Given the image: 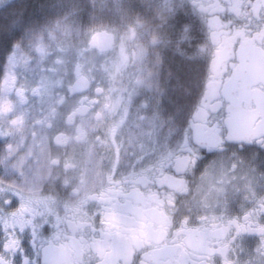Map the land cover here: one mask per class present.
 I'll list each match as a JSON object with an SVG mask.
<instances>
[{
    "label": "flooded vegetation",
    "instance_id": "obj_1",
    "mask_svg": "<svg viewBox=\"0 0 264 264\" xmlns=\"http://www.w3.org/2000/svg\"><path fill=\"white\" fill-rule=\"evenodd\" d=\"M13 1L41 27L0 59V264H264V0H180L188 53Z\"/></svg>",
    "mask_w": 264,
    "mask_h": 264
},
{
    "label": "rangeland",
    "instance_id": "obj_2",
    "mask_svg": "<svg viewBox=\"0 0 264 264\" xmlns=\"http://www.w3.org/2000/svg\"><path fill=\"white\" fill-rule=\"evenodd\" d=\"M71 11L63 20L51 21L47 27L71 29L74 33H82L79 37L91 34L101 28L115 27L125 30L120 36V44L127 37L129 29L136 24H147L153 29H166L173 37L177 49H190L191 37L194 33L193 17L182 1L173 0H68ZM20 6V8H19ZM184 16V18H180ZM139 17L138 19H136ZM151 23V25H149ZM41 27V22L35 26L34 21L26 18L23 5L18 1L0 0V59L14 33L21 28ZM156 30V29H155ZM174 30V31H173ZM127 35V36H126ZM156 41L158 37L155 38ZM157 42L160 43L158 40ZM192 59V56L188 57Z\"/></svg>",
    "mask_w": 264,
    "mask_h": 264
},
{
    "label": "water",
    "instance_id": "obj_3",
    "mask_svg": "<svg viewBox=\"0 0 264 264\" xmlns=\"http://www.w3.org/2000/svg\"><path fill=\"white\" fill-rule=\"evenodd\" d=\"M105 41L106 43H111V38L105 33H97L94 35V37L91 40V46H96L99 42Z\"/></svg>",
    "mask_w": 264,
    "mask_h": 264
}]
</instances>
